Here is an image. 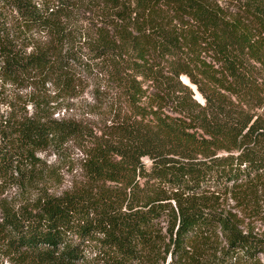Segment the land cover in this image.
<instances>
[{"label": "trees", "instance_id": "16d2710c", "mask_svg": "<svg viewBox=\"0 0 264 264\" xmlns=\"http://www.w3.org/2000/svg\"><path fill=\"white\" fill-rule=\"evenodd\" d=\"M236 1L238 13L228 14L215 0H0V80L66 71L63 21L96 5L114 33L99 27L95 59L128 107L100 135L45 116L13 114L0 125V183L37 152L79 139L86 176L31 209L0 203V260L263 264L264 236L216 206L222 196L255 204L264 188V115L249 110L264 107V83L251 80L255 63L264 71V0ZM2 9L16 13L21 32L50 34V43L27 52ZM99 93L114 106L112 94Z\"/></svg>", "mask_w": 264, "mask_h": 264}, {"label": "rangeland", "instance_id": "374dc122", "mask_svg": "<svg viewBox=\"0 0 264 264\" xmlns=\"http://www.w3.org/2000/svg\"><path fill=\"white\" fill-rule=\"evenodd\" d=\"M226 12L238 13L239 2L236 0H215ZM3 17L8 26H12L15 37L30 52L33 48H45L51 41V35L37 31H20L19 20L15 12L2 9ZM64 37L61 38L63 51H70L66 58L67 70L60 72L58 77L38 76L30 74L19 78L18 81L0 80V125L11 115L24 117L45 116L49 119L74 121L80 127L97 135L111 131L110 126L119 115L128 109L123 99L118 96V81L103 73V63L95 59V52L100 26H105L112 35L109 17L104 9L96 5H81L65 18ZM180 24V22L178 23ZM71 58H74L72 61ZM202 59L211 61L208 54L203 53ZM258 72L251 74L254 83H264V71L259 63H255ZM102 68V69H101ZM102 70V71H101ZM63 76L66 78L64 79ZM218 76H221L220 74ZM201 78V77H200ZM74 79V80H73ZM182 79L189 82L186 76ZM203 80V78H201ZM205 80V79H204ZM70 84L74 89L65 90ZM196 98L204 102V98L196 85H192ZM108 91L112 94L111 103L99 96L98 92ZM237 101L238 97H233ZM116 102V103H114ZM121 110V112L119 111ZM252 114L264 115L263 108H249ZM84 139L69 141L62 148L49 147L47 150L37 152L36 160L27 164L22 162L15 172L9 174L0 183V203L7 205L15 211L31 209L38 199L47 196H59L83 186L86 176L83 169L85 154L83 152ZM225 150L218 155L227 154ZM147 165L150 161L144 158ZM142 181V180H141ZM218 210L232 216L244 232H251L257 236H264V188L255 204L242 203L241 200L230 196H222L216 203ZM0 212V216H1ZM215 244L222 248L225 241L220 236ZM259 258L264 264V254ZM10 264L7 260H0V264ZM254 264V263H250Z\"/></svg>", "mask_w": 264, "mask_h": 264}]
</instances>
